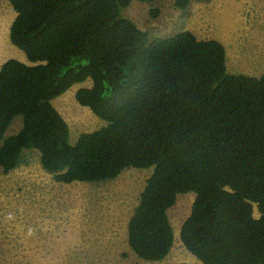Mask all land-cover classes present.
<instances>
[{
	"label": "trees",
	"instance_id": "16d2710c",
	"mask_svg": "<svg viewBox=\"0 0 264 264\" xmlns=\"http://www.w3.org/2000/svg\"><path fill=\"white\" fill-rule=\"evenodd\" d=\"M8 1L10 42L30 63L0 64V169L29 150L63 183L153 167L127 222L138 257L168 254L167 209L192 191L185 248L201 264H264V75L228 72L223 44L189 30L150 39L121 14L132 0ZM86 79L75 99L105 124L71 143L52 100Z\"/></svg>",
	"mask_w": 264,
	"mask_h": 264
},
{
	"label": "rangeland",
	"instance_id": "374dc122",
	"mask_svg": "<svg viewBox=\"0 0 264 264\" xmlns=\"http://www.w3.org/2000/svg\"><path fill=\"white\" fill-rule=\"evenodd\" d=\"M150 39L189 30L198 39H215L225 49L230 73L264 75V0H190L177 8L173 0H132L122 9ZM16 13L0 0V63L16 58L30 63L9 39ZM76 83L52 104L69 126V141L105 124L75 99ZM22 124L15 116L7 134ZM153 167L126 168L117 177L99 181L57 182L43 169L36 150L25 151L19 164L0 169V264H201L183 245L179 230L189 215L195 193H179L167 209L173 245L156 261L138 257L127 242V222ZM254 216L258 212L254 206Z\"/></svg>",
	"mask_w": 264,
	"mask_h": 264
},
{
	"label": "crops",
	"instance_id": "0c3cea01",
	"mask_svg": "<svg viewBox=\"0 0 264 264\" xmlns=\"http://www.w3.org/2000/svg\"><path fill=\"white\" fill-rule=\"evenodd\" d=\"M21 61H22V60H21ZM2 62H4V61H2ZM2 62H1V63H2ZM1 63H0V64H1Z\"/></svg>",
	"mask_w": 264,
	"mask_h": 264
}]
</instances>
